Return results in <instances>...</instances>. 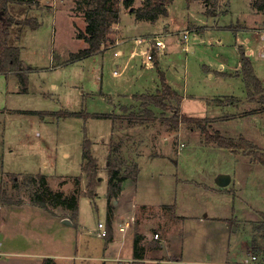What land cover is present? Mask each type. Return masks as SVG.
Returning <instances> with one entry per match:
<instances>
[{"label":"rangeland","instance_id":"374dc122","mask_svg":"<svg viewBox=\"0 0 264 264\" xmlns=\"http://www.w3.org/2000/svg\"><path fill=\"white\" fill-rule=\"evenodd\" d=\"M219 1H221L220 4ZM253 1L218 0L215 12L217 11L219 14L228 12L221 17L219 24L226 25L230 22L236 24V15L246 12L249 8L248 2L252 5ZM141 4L142 0H134L132 8H139ZM201 4L207 11L203 1H201ZM119 5L122 12L120 11L118 23L122 28L121 34L123 36L130 38L137 33H148L149 30L145 28L135 27V25L138 26V23L133 17L134 14L132 15L129 9L123 7L122 0H119ZM178 5L180 7L186 6V0H175L174 6L177 7ZM10 10L16 22L31 18L39 22L40 26L36 30H31L27 26L14 23L11 27V44L20 48V58L23 60V64L27 66L25 68L29 70L27 72V93H11L13 88L16 89L14 82L6 79L4 75H0V183L7 194L8 200L6 204L0 203V230L2 222L6 219V215L1 214L4 209L1 206L12 203L13 206L9 208H16L23 204L33 203L30 189L22 185L16 187L11 175H16L18 184L22 182L25 176L18 174L46 175L51 177L49 184L52 188L47 183L51 194L60 192L65 195L66 192V197L72 196L73 193L81 194V189L76 186L74 180L67 181V185H61L62 183L56 185L58 182L56 178H53L56 176L67 178L80 174L82 143L85 136L91 142V152H94L95 157L104 166L106 165L100 157V144L101 140L104 141L109 135L110 122L103 118L91 117V115L107 114L111 111L110 104L102 97L107 95L108 90L115 88L122 77L113 75L114 71H121V62L120 59L111 55L98 54L69 62L70 54L87 47V44L77 37L78 33L84 32L86 27L84 7L79 8L77 0H28V3L11 6ZM177 14H173V16H177ZM178 30L181 33L183 27H179ZM154 32H161V30ZM154 34L152 33V36L148 37L152 39L155 36ZM232 35L230 31L217 33L224 48H219V50H222L219 52L214 51V58L218 61L228 62L227 65H234L237 55L233 48L234 39ZM159 37L167 42L164 34L161 33ZM175 41V35L168 37V42L174 43L172 44L173 47H176ZM214 42H217L216 38ZM252 55L254 61H256L257 70L264 76V47H252ZM205 59L209 60L210 58L206 56ZM136 63L141 64V59L137 58ZM155 71L154 76L152 72H146L149 73L144 77L143 84L146 87L150 86L153 79H156L157 84H159L158 76H156L158 75L157 70L155 69ZM192 72L194 71L190 68L191 75ZM53 85L56 87L53 88ZM191 86L193 93H195L194 90H198L200 96L207 98V91L198 85L195 79L192 80ZM146 87L134 88L131 91L135 93L136 91H146L148 90ZM211 88L210 96L239 97L241 95V91L235 83L221 81ZM117 90L118 88L114 91ZM8 91H10L9 94ZM247 100L249 99L247 98ZM223 103L226 104L229 101L225 99ZM173 105L176 106L175 103ZM225 107H228V110L222 108L221 113L218 115L209 113V116H206L204 112L205 104L202 101L187 100L184 105H181V112L196 118L211 116L212 118H209L210 131L216 130L221 135L235 140L242 136L255 143L264 154V143L253 139L259 134L264 138V113L257 112L256 105L252 104L235 107L233 103ZM4 108L7 110V116L3 111ZM250 108H254L251 111L256 109L258 121L247 123L243 120L238 124L233 122L237 121L238 118H243V113L240 111L249 110ZM12 109L36 113L24 116L19 114L20 112H10ZM37 112L43 114L39 115ZM46 112H53L54 114L50 113L49 115ZM234 112L235 116L232 115ZM63 114H67V116H63ZM157 114L159 122L166 124L168 122H165V119L161 116L170 117L172 115V113H162L161 111H157ZM46 121L48 123H45ZM258 125L262 126L263 129L259 128ZM164 128L159 126L155 127L154 130L152 129L153 131H150L152 135L161 134L153 141L144 143L147 147L144 151H152L159 154L160 158H164L153 160L151 164L147 165V168L143 167L140 186L146 188L147 185L150 186L154 183L159 190L152 197L171 199L168 194L173 192L174 182L178 177L189 181V183L184 182V185H181V188L177 191L178 199L183 204L192 202L211 209L210 204L212 202L215 204L218 200L219 210L215 208L212 209V212L210 210V215L218 213L220 216L228 217L230 212L235 209L240 219H253L252 211H256L257 216L259 215L258 212L264 213V167L262 165H259L261 170L256 171L255 174L253 172L247 174L242 167L238 168V162L232 152L230 153L228 150L218 148L212 144L209 145L212 147L206 146L203 135L199 131L191 130L186 125H181L177 130H171V132H166L165 129L167 128ZM249 128L252 129V132ZM258 143L263 145V148H260ZM117 144L115 143L114 146ZM176 148L181 151H179V155H177L178 152L176 153ZM116 153H118L116 154V160L121 163L120 171L133 165H126L118 150ZM102 154L105 157V150ZM235 154L242 155V152L237 150ZM171 158H176L177 163H174ZM45 164L47 166L44 167ZM235 169L240 185L236 187L234 200L229 199L224 202L223 197L204 194L197 189L198 187L195 184H191L194 183L191 182L192 180L206 184L211 183L217 173L230 174ZM150 171H153V174ZM160 172L162 174H159ZM251 185L255 186V190L251 191L249 189ZM79 197H81L78 212L79 224L84 228V232L80 236L78 227L77 229L69 228V236L71 238H83L81 246L79 241L75 250L77 255L90 253V256H97L101 254L105 245V239L98 237L97 224L101 223L105 228L107 226L106 200L101 197L98 199H90L85 196ZM50 198L47 200L49 205L52 203ZM58 211L61 216L68 215L64 210L59 209ZM23 214L12 215L14 225L20 228L21 231L26 230L33 233V225L36 226L45 222L39 216L31 218V220L33 219L31 221L30 215L23 218ZM257 218L258 221L254 224V238H231L230 241L228 238H218L216 240L214 238H211L212 240L184 238L183 259L185 264H225L243 261L244 259L250 262L251 256H256V261H253L254 264L264 262V219L260 216ZM34 222L35 224H33ZM3 230H5V225ZM246 231L253 234L248 228ZM44 235V233H40V237ZM50 235H54L51 230ZM14 236L16 235L10 234L11 238H14ZM58 236L62 235L58 233ZM1 238H4V235ZM16 238H19V236ZM84 239L86 240L87 249L82 248ZM247 240L252 241L254 248L251 251L250 248L245 249V245L247 247L248 243ZM209 248H212V252H209ZM234 252H237L240 257L233 258ZM75 263L103 264L100 260L76 261Z\"/></svg>","mask_w":264,"mask_h":264},{"label":"crops","instance_id":"0c3cea01","mask_svg":"<svg viewBox=\"0 0 264 264\" xmlns=\"http://www.w3.org/2000/svg\"><path fill=\"white\" fill-rule=\"evenodd\" d=\"M174 2L175 0H171V3L166 6L167 16H160L155 23L136 20L134 18L138 23V26L135 25V27L145 28L149 30L148 33H137L129 38L121 34L122 28L119 23L113 25V32L108 36L109 40L102 47V51L98 53L99 55L104 56L111 55L114 58L120 59L121 62V71L113 72V75L116 77L122 76L120 82H118L115 88L108 90L107 95L102 97L103 100H106L110 104L111 111L109 113H114L117 116H120L121 114L130 111L133 107L134 109H137L139 108L137 105H139L140 101L134 100V95L155 94L157 90H159L160 84H157L156 79L151 80L150 86L146 87V85L143 84L144 77L149 75V73H146L147 71L152 72L153 76L156 72L153 59L152 61H148L146 58L147 54L145 53L148 50L145 42L150 39L148 36H152V33H155V36L150 40L157 39L164 44V48L159 52L153 50L156 54L155 59L157 60L158 68L163 72L165 79L172 90L182 97L181 105H184L187 100H199L205 104L204 112L206 116H209V113L218 115L221 113L222 108L228 110V107L225 106H229L230 104L226 103L224 106H220L217 102L228 98H234L237 100L234 102L235 107L252 104L256 105L255 108L257 109V112L264 113V111L261 110V106L256 101L258 96L255 95L253 97H248L245 81L241 74V61L238 53L239 47L245 50L251 60L254 74L264 88V76L257 70L256 61H254L252 55V47H264V10L259 11L248 2L249 8L247 11L236 15V24L230 22L226 25H221L219 24L221 17L228 12L219 14V12L216 11L213 16L207 17L205 15V7L201 4L200 0H186L187 5L181 7L179 5L177 7L174 6ZM220 3L221 1H219V4ZM173 14H177V16H173ZM133 17L135 16L133 15ZM179 27H183L181 33L178 30ZM158 30H161V32H154ZM225 31H230L233 34V48L237 54L234 65H227L228 62L222 60L218 61L214 58V51L219 52L222 51L219 50V48H224L217 33H225ZM161 33L164 34V38L167 42L159 37ZM171 35H175L176 47L172 46L174 43L168 42V37ZM184 35H186L185 39ZM215 38L217 42H214ZM206 56L210 59L206 60ZM137 58L141 59V64L136 63ZM190 68L194 71L192 72L193 76L190 73ZM5 77L6 79L12 80L16 86V89L13 88L11 93H21L20 84L17 78L14 75H8ZM193 79H195L198 85L207 91V98L200 96L198 90H194L195 93H193V88L191 86ZM221 81L237 84L241 91V95L239 97L226 95L210 96L209 94L212 91L211 87ZM55 87L56 86L53 85V88ZM145 87L148 88V90L142 92L136 91V93L131 91L134 88L139 89ZM117 88L118 90L114 91ZM9 93L10 91H8V94ZM247 98L249 100H247ZM251 109L254 108L240 111L243 113V118H238L237 121L233 122L238 124L243 120L247 121V123L258 121V114L252 112ZM153 110L157 111L156 109ZM3 111L7 116V110L4 108ZM12 111L16 113L20 112L19 114H23L24 116L31 115V112H33L10 110V112ZM46 113L49 115L50 113L54 114L53 112ZM232 115L235 116V112L232 113ZM42 119L43 117L41 120ZM106 120L110 122V132L104 141L101 140L100 144V157L105 161V164L109 152L111 137L118 136L126 140L134 141L133 138L143 136V139L145 138L148 139V141H153V139L161 133L152 135L150 131L152 129L154 130L155 127H165L159 122L140 126H129L128 124L123 123L121 124L122 127H116V129H113L111 121L109 119ZM45 123L48 122L46 121ZM258 127L262 128V126L259 125ZM250 128L249 130L252 132V129ZM165 131L171 132L168 128L165 129ZM250 135H252V133H250ZM253 139L264 143V138L261 134H259V136L256 135ZM145 142L138 141V144L134 142L137 144L134 146V143H131V146H126L127 143H125L121 148V154L126 165L136 164L139 172L136 176V180L128 178L122 182L119 194L111 202L113 217L108 234L102 238L105 239V245L101 254L97 256H90V253H87V255H77L75 250L78 247L79 241L81 246V240L83 238H71L69 236V230L77 229V227L79 228L80 236H82L84 232V228L79 224L78 216L79 201L81 197L78 199L76 221L71 220V210L61 205L47 204L46 209H44L31 202L16 208H9L10 206H13L11 203L9 205L1 206L4 208L1 214H3V216L6 215V219L2 222L0 230V264H76V261L92 260H100L103 264H185L183 259L184 238H206L207 240H212L211 238H214L215 240L218 238H228L229 241L231 238H254V224L258 221L257 217H261V214L264 213L258 212L259 215L257 216L255 213L256 211H252L251 213L254 216L253 219H240L239 216H237L235 209L230 212L228 217L220 216L218 213L210 215V210L211 212L214 208L219 210L220 206L218 200H216L217 203L214 204L212 202L210 204L211 209L192 202L183 204L181 203V200L178 199L177 191L181 188V185H184V182L189 183L188 180L176 177L173 192L168 194V197H171V199H158L152 197L157 194L159 190L154 183L150 186L147 185L146 188L140 186V179L143 176V167L147 168V165L151 164L153 160L164 158H160L159 154L153 153L152 151H144L147 148L144 145ZM258 145L260 148H263V145L260 143H258ZM135 146H137V149ZM143 147L145 149H143ZM208 147L212 146L208 145ZM178 149L179 148H176V153L178 152L177 155H179L180 151H178ZM103 150H105V157H103L102 154ZM228 151L231 153L230 150ZM232 154L238 162V168L242 167L243 171H246L247 174L252 172L255 174L256 171L261 170L259 167L260 164L254 161L252 157L235 153ZM92 155L95 157L94 152H92ZM95 158L98 163L99 186L97 187L93 199L101 197L106 200L107 216L106 196L108 173L106 165L104 166L97 157ZM176 158H171L174 160V163H177L175 160ZM82 164L83 161L81 159L80 174L78 175L67 178L60 176L54 177L53 179L56 178L58 182L56 185L61 183V185H67V181L74 180L76 186L81 189V192H84L86 190L87 181L81 171ZM45 166H47V164H45L44 167ZM123 170L120 174H122ZM150 172L153 174V171ZM159 174L162 173L160 172ZM18 175L26 176L29 175V173ZM220 175H227L230 177V182L226 187H219L216 184ZM45 178L49 187H51V184H49L51 177L45 175ZM76 178L80 179L79 184L76 183ZM191 182H194L191 184H195L198 187L197 189L201 190L204 194H214L217 197H223L224 202L229 199L234 200L236 187H239L240 185L236 169L230 174L217 173L214 175L213 181L208 184L194 180ZM249 189H251V191L255 190V186L251 185ZM64 196H66V192ZM59 209L64 210L68 215L61 216V213L58 211ZM53 211L55 212L53 213ZM21 213H24L22 216L23 218H25L26 215H30L31 220V218L39 216L40 219L45 220V222L36 226L33 225V233H29L26 230L21 231V229L16 227L12 221V215ZM33 224H35V222ZM126 224H128V226H126ZM4 225L5 230L2 231ZM232 227H234L233 230ZM247 228L248 230H251V233L253 234L247 233ZM61 229H63V232ZM50 230L53 231L55 236L50 235ZM40 233H44L45 235L40 237ZM58 233L62 236H58ZM10 234L16 236L11 238ZM3 235L4 238H1ZM155 235H157V237H155ZM17 236H19V238H16ZM247 242V247L245 245V249L250 248L249 250L251 251V249L254 248L252 241L249 242V240H247ZM67 245H69V247H67ZM82 248L87 249L85 239ZM208 250L209 252H212V248H209ZM236 257L240 256L237 255V252H234L233 258ZM254 257L256 258V256ZM253 261L254 260L251 259L250 262H248L244 259L243 261L225 264H254ZM259 264H264V262H259Z\"/></svg>","mask_w":264,"mask_h":264},{"label":"trees","instance_id":"16d2710c","mask_svg":"<svg viewBox=\"0 0 264 264\" xmlns=\"http://www.w3.org/2000/svg\"><path fill=\"white\" fill-rule=\"evenodd\" d=\"M133 1L134 0H122V5L125 9H129L130 13L134 14L136 20L149 23H155L160 16L166 17V6L171 3V0H142V4L139 8H132ZM200 1H203L204 5L207 7L205 15L209 17L213 16L215 14V8L218 5V0ZM25 3H28V0H0V75H14L20 84L21 93H27L28 70L25 68L20 58V48L11 44V27L14 23L27 26L31 30H36L40 26V23L35 19L32 20L28 18L24 21L20 20L16 22L15 18L12 16L10 10L11 6ZM77 4L79 8H81V6L84 7V19L86 22L85 31L79 32L77 37L82 39L87 44V47L76 53L70 54L69 62L100 53L102 47L109 40L108 35L112 32L113 25L119 22L121 11L119 0H77ZM252 5L259 11L264 10V0H254ZM238 53L241 61V74L245 81L247 94L249 97L258 96L256 101L261 106V110L264 111V88L255 76L251 60L245 50L239 47ZM152 58L160 84V88L155 94L134 95L133 99L140 101L139 105H137L139 108L134 109L133 107L130 111L120 116L114 113H108L94 114L91 115V117L109 119L113 125V129H116V127H122L121 124L123 123L129 126H140L159 122L157 111L172 113L170 117L161 116V118L165 119V122H168V124L159 122L163 124L165 128L177 130L181 125H186V127L191 130L199 131L203 135V141L206 145L212 144L221 149H228L232 153H237V150H241L242 155L252 157L254 161L264 167V154L255 143L242 136H240L238 140H235L231 137L221 135L220 132L216 130L210 131L209 118L189 117L183 114L180 108L182 97L172 90L163 72L159 70L157 60L155 59V52H152ZM224 100L218 101V105L224 106ZM226 100L229 101L228 104L237 101L234 98H228ZM173 103H175L176 106H174ZM252 112H255V110ZM37 114L42 115L43 113L37 112ZM65 115L67 116V114H63V116ZM73 115L77 114L75 113ZM133 140L134 141L126 140L118 136L111 137L110 139L109 152L106 158V169L108 173L106 235L110 230L113 217L112 200L119 194L122 182L128 178L136 180V176L139 172L138 166L133 164L132 166L126 167L122 174H120L121 163L116 160V154H118L116 151L118 150L119 154L122 155L121 148L125 143H127L126 146H131V143L133 144L134 142L138 144V141H148V139H143V136L133 138ZM149 142L150 141H148V143ZM115 143L118 144L114 146ZM137 144L134 143L133 146ZM135 148L137 149V146H135ZM143 149L145 148L143 147ZM81 157L83 161L81 171L87 181L86 190L81 192V194L75 193L70 197H66L60 192L51 194L46 178L43 175H26L23 177L20 184L17 182L16 175H11V178L16 187L22 185L30 189L33 203L37 206L46 209L48 204L47 200L51 197L50 200H52V205H61L71 210V220L76 221L79 196L93 199L96 188L99 186L97 159L92 155L91 142L86 136L82 143ZM75 181L77 184L80 183L79 178H76ZM7 201V194L0 183V203L6 204ZM261 218L264 219V214H261Z\"/></svg>","mask_w":264,"mask_h":264},{"label":"built area","instance_id":"2783aa9c","mask_svg":"<svg viewBox=\"0 0 264 264\" xmlns=\"http://www.w3.org/2000/svg\"><path fill=\"white\" fill-rule=\"evenodd\" d=\"M186 38V35H184V39ZM152 41V43H150ZM146 43V46L148 47L147 52H145L146 58L148 61H152V52L153 50H156L157 52H159L161 49L164 48V44L162 41L157 40V39H153V40H148ZM146 47V48H147ZM126 226H128V224H126ZM98 229H99V233H98V237H105L106 235V228L100 223L98 224ZM155 237H157V235H155ZM252 260H255L256 258L254 256H252L251 258Z\"/></svg>","mask_w":264,"mask_h":264},{"label":"water","instance_id":"95a60500","mask_svg":"<svg viewBox=\"0 0 264 264\" xmlns=\"http://www.w3.org/2000/svg\"><path fill=\"white\" fill-rule=\"evenodd\" d=\"M230 182V177L227 175H220L216 181L219 187H226Z\"/></svg>","mask_w":264,"mask_h":264}]
</instances>
